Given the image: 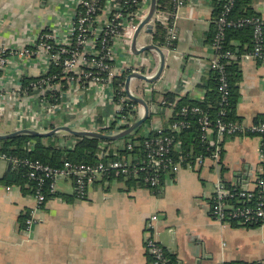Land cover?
<instances>
[{"label":"crops","instance_id":"crops-1","mask_svg":"<svg viewBox=\"0 0 264 264\" xmlns=\"http://www.w3.org/2000/svg\"><path fill=\"white\" fill-rule=\"evenodd\" d=\"M77 1L0 0V47L15 52L8 56L9 63L0 78V91L12 93L21 86L22 77L36 78L46 71L42 57L25 59L19 53L33 47L45 34L57 38L65 35ZM221 1L185 0L178 10V40L164 54V68L158 79L152 83L130 80L129 90L133 95L157 111L149 113V121L140 130L146 132L149 128L166 126L174 117L171 109L155 104L147 91H153L155 97L171 93L177 99L187 97L194 101L206 93L214 54L210 45L214 11ZM251 6L264 20V0H252ZM148 41L151 42V36L142 32L137 47ZM118 47L116 67L146 71L148 75L157 73L159 58L144 60L153 56V52L136 56L130 46ZM240 67L242 80L236 115L247 127L254 124L257 115L264 114V61L257 63L244 55ZM74 96L80 102L71 113L64 104ZM38 100L37 94L20 96L17 101L6 97L2 102L0 135L28 128L19 119L20 112L26 108L38 110ZM99 100L91 88L80 91L74 85H67L60 109L47 123L52 128L70 125L75 129L100 123L111 115L112 108L108 104L101 107ZM82 105L86 107L82 109ZM137 106L144 110L138 103ZM92 109L95 115L90 113ZM125 144L123 138L111 142V153L126 156L121 153ZM258 145L257 137L228 139L222 157V179L243 181L257 163ZM8 169L9 163L0 158V179ZM117 178H97L88 188L85 199L75 197L71 181H58L57 196L49 198L35 213L37 221L29 230L19 220L34 209L32 196L23 193L19 186L0 183V264H151L144 240L145 223L154 213L159 215L154 235L177 264H264L263 228L222 224L211 218L209 197L217 180L213 170L183 169L164 176L155 189L135 179L134 185H127L126 181L133 180ZM67 182L72 191L61 193L60 187Z\"/></svg>","mask_w":264,"mask_h":264},{"label":"built area","instance_id":"built-area-1","mask_svg":"<svg viewBox=\"0 0 264 264\" xmlns=\"http://www.w3.org/2000/svg\"><path fill=\"white\" fill-rule=\"evenodd\" d=\"M147 1L78 0L65 35L57 38L45 34L40 36L33 47H26L19 53V56L25 59L33 56L42 57L47 69L30 84L33 94H29L21 86L12 93L4 94L0 91V115L4 113L2 102L6 97L17 101L20 96L37 94L38 110L26 108L23 113L20 112L19 119L22 118L21 122L28 124L27 129L48 132L57 128L50 127L47 121L60 109L65 86L74 85L80 91L93 89L95 97H100L101 107L110 105L112 113L107 116V123L95 128L89 126L75 129L66 125L71 129L115 135L141 119L144 110L131 104L132 100L125 91V83L113 87L115 79L128 70L124 66L116 67L114 60L117 57L118 46H130L135 29L146 16V13L143 14ZM173 2L175 7L169 18L154 13L150 21V23L159 21L166 28L165 44L160 48L164 53H168L170 46L178 40V10L184 6L185 0ZM233 5L234 0L224 1L222 11L215 21V31L210 44L214 54L209 69L218 73L217 91L221 96V103H226L229 95L224 63L227 58L233 57L231 51L221 52L227 28L250 25L253 46L245 56L257 63L264 61V20L255 14L233 21L228 18ZM133 7L140 9V13L131 11ZM134 20L138 22L135 23ZM13 53L15 52L7 47H0V78L9 63V54ZM158 58V54L153 52V56L144 60L149 62ZM52 67L61 70L59 75L52 76L53 80H57L55 83H52L50 77L45 76ZM130 71L139 72L147 78L154 76L136 69ZM129 93L133 95L130 90ZM147 93L152 95L153 91L149 90ZM103 94L105 95L102 96ZM158 100L161 106H165L162 108L172 110L174 117L166 126L147 129L142 141L126 143L124 147L128 152L138 151L134 155L128 153L126 156L117 157L111 153L108 143L100 145L98 161L92 164L64 160L60 167H51L39 160L1 155L0 158L13 167H24L28 180L35 184L31 194L35 207L26 214L24 229L29 230L35 224L37 221L35 213L49 199L47 195L56 194L57 182L60 180L71 181L75 197L85 199L88 188L101 176L132 178L141 182L143 186L155 189L161 185L164 176L177 174L183 169L198 171L202 168H208L217 174L213 192L209 197V214L213 220L222 224L264 229V122L246 127L243 124L217 119L212 124L207 112L199 106L181 107L175 111L176 102L166 104L161 95ZM78 101V97H72L70 102L64 104L65 109L73 113L72 110ZM85 107L86 105H82V109ZM155 112L157 111L153 107L148 108V114ZM90 113L95 115V109L90 110ZM189 113L198 116L200 150L194 147L184 150L180 140L181 133L191 127L186 120ZM224 113L221 110L219 114L224 116ZM247 134H253L259 139L257 163L249 169L243 181L238 179L233 182L226 181L220 175L224 144L231 137ZM109 156L116 158H108ZM158 221L159 215L154 213L145 223L144 246L151 257V264H177L154 235Z\"/></svg>","mask_w":264,"mask_h":264},{"label":"trees","instance_id":"trees-1","mask_svg":"<svg viewBox=\"0 0 264 264\" xmlns=\"http://www.w3.org/2000/svg\"><path fill=\"white\" fill-rule=\"evenodd\" d=\"M141 1V0H139ZM225 0H222L219 3L218 9L214 11V29L215 31V21L217 17L220 15L222 11V5ZM252 0H234V5L231 8V11L228 15V18L237 21L246 17H251L255 15L252 6ZM174 2L173 0H156V14H163L169 18V15L174 11ZM139 10V11H137ZM131 11H136L140 13V9L137 7L131 8ZM137 23V20H134ZM214 34V32H213ZM213 34L211 35L210 43L213 38ZM166 38V28L159 21H154L152 23V35L151 42L158 46L159 48L163 47L165 44ZM174 45L170 46V50L174 48ZM252 29L250 25H246L243 27H229L225 30V37L222 44L221 52L231 51L233 53V57L227 58L224 63V69L226 73V80L228 84L229 95L226 103H221V96L217 91L218 88V73L214 70H210L209 79L207 80V91L204 94L203 98L199 101L191 100L187 97H181L179 99L176 98L175 95L171 93H167L161 95L166 104L176 102L175 111L179 110L181 107H193L199 106L204 109L209 118L212 121V124L217 119H221L223 122H234L238 124H242V121L236 115V106L238 103V99L240 96L239 93V83L242 80L240 60L242 56L249 53L252 50ZM164 53V52H163ZM165 54V53H164ZM263 62V61H262ZM261 62V63H262ZM60 68L52 67L49 70V73L45 76L50 77L57 76L60 74ZM131 73V71L125 70L124 73L117 77L113 82V87L116 88L118 84L124 83L126 76ZM38 78H27L22 77L21 79V87L28 91L29 94H33L34 91L31 90L30 84L34 83ZM57 80H53L52 83H55ZM151 96V99L155 101L160 107L158 97ZM177 99V101H176ZM131 104L137 106V103L132 101ZM223 110L224 116H220V111ZM197 117L194 114H187L186 120L189 121L191 127L188 130H185L181 133V143L184 147V150L190 149V147H194L196 150H200V141H199V130L197 124ZM149 121L148 118L141 125L143 126L146 122ZM264 122V114L257 115L254 124ZM140 127H138L133 133L123 137L125 143L142 141L144 136H138V132L140 131ZM250 137H256L253 134H247ZM245 137V136H241ZM264 137V135H263ZM232 138V137H231ZM114 141L101 140L94 137L84 136V137H75L69 133L65 136L60 137L57 134L46 137H37L29 134H20L10 139L0 140V157L1 155H6L8 157H15L17 159H29V160H39L40 162L51 166V167H60L64 160H68L73 163H95L98 161V155L100 152V145L102 143L110 144ZM120 150L118 151V153ZM135 152L131 151L124 147V150L121 151L123 155H134ZM119 157V155H117ZM108 158H116L113 156H109ZM27 170L24 167L18 166L13 167L9 164V169L7 174L0 179V183H3L6 186L16 185L21 188L23 193L32 194L33 188L35 186L33 181L28 180L26 175ZM121 180V177L117 178ZM123 179V178H122ZM132 179V178H131ZM128 180V179H126ZM133 180V179H132ZM138 181V180H136ZM127 185H134V180L126 181ZM141 183V182H140ZM142 184V183H141ZM52 196H57L52 195ZM51 195H47L48 198L52 197ZM65 199L67 196L62 195ZM26 215H22L20 217V223L24 227ZM254 264V263H253Z\"/></svg>","mask_w":264,"mask_h":264},{"label":"water","instance_id":"water-1","mask_svg":"<svg viewBox=\"0 0 264 264\" xmlns=\"http://www.w3.org/2000/svg\"><path fill=\"white\" fill-rule=\"evenodd\" d=\"M155 11H156V0H150L148 12H147L145 18L138 24L137 28L135 29V31L132 35V39H131V43H130V50H131L132 54H134L136 56L141 55V54H145V53H149V52H156L158 54L159 60H160L158 71L151 78H147L145 75H143L139 72H131L126 76V79L124 82L125 83V91H126V94L129 96V98L132 101L143 106L144 116L141 119L137 120L130 127H127L126 129H124L123 131H121L120 133L115 134V135H107V134H102V133L95 132V131H77V130L71 129L68 126H61V127L54 128V129H52L48 132H45V133L38 132V131H35L32 129H27V128L20 129V130H17V131L8 133V134L0 135V140L10 139V138L15 137V136L20 135V134H29V135L37 136V137H46V136H52V135L56 134L57 132L63 131V132L69 133L75 137L89 136V137H94V138L101 139V140L116 141L118 139H121V138L133 133L148 118V106L144 100H142L136 96H133L129 93L130 80L136 78V79L146 81L148 83H152L155 80H157L158 77L160 76L161 72L163 71L164 63H165V55H164L163 51L158 46L153 44L152 42H150V41L144 42V44L142 46L137 47L138 39H139L142 32H144L145 34H148L149 36L152 35V25H151L150 21L154 15ZM143 29H144V31H143Z\"/></svg>","mask_w":264,"mask_h":264},{"label":"rangeland","instance_id":"rangeland-1","mask_svg":"<svg viewBox=\"0 0 264 264\" xmlns=\"http://www.w3.org/2000/svg\"><path fill=\"white\" fill-rule=\"evenodd\" d=\"M150 0H148L145 4H146V8L144 9L145 11H144V14L143 15H145V13L147 14V12H148V8H149V4H150V2H149ZM144 17V16H143ZM154 20V19H153ZM152 23V22H151ZM145 73H146V71H145ZM91 93H93V91H91ZM108 122V118L106 117L102 122H100V123H98V122H93L91 125H90V127L91 128H95L96 126H98V125H100V124H103V123H107ZM57 134V133H56ZM59 134V133H58ZM57 134V135H58ZM146 134V132L144 131V130H140L139 132H138V135L139 136H144ZM60 136V135H59ZM60 137H63V136H60ZM72 191V189H71V186H70V184H69V182H67V183H65L63 186H61L60 187V192L61 193H65V194H69L70 192Z\"/></svg>","mask_w":264,"mask_h":264}]
</instances>
